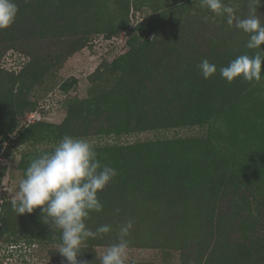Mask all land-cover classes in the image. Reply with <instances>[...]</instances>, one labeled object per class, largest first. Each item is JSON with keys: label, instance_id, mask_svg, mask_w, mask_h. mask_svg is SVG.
<instances>
[{"label": "rangeland", "instance_id": "rangeland-1", "mask_svg": "<svg viewBox=\"0 0 264 264\" xmlns=\"http://www.w3.org/2000/svg\"><path fill=\"white\" fill-rule=\"evenodd\" d=\"M16 3L0 30V264H67L60 230L11 204L30 160L66 134L117 171L86 220L111 231L80 261L100 264L132 220L125 264H264V66L259 82L219 74L258 51L249 34L201 0ZM224 3L249 14V0Z\"/></svg>", "mask_w": 264, "mask_h": 264}, {"label": "clouds", "instance_id": "clouds-1", "mask_svg": "<svg viewBox=\"0 0 264 264\" xmlns=\"http://www.w3.org/2000/svg\"><path fill=\"white\" fill-rule=\"evenodd\" d=\"M260 0H249V14L236 18L234 9L224 0H201L203 6L216 16L226 17V22L249 34L246 47L256 49L254 54H242L219 68V74L229 83L236 78L252 82L261 80L264 66V22L256 15V4ZM19 6L16 0H0V30L9 28L16 20ZM204 79L217 73V66L207 58L198 65ZM117 175L116 169L102 164L94 146L83 137L64 135L51 151H44L31 159L20 180L18 192L11 201L12 209L18 215L33 213L40 209L42 220L51 229L60 230L58 252L67 264H88L78 257L81 247L88 238L111 231L110 225H101L95 231L86 226L91 212L103 210L98 197ZM117 212L119 209L116 210ZM133 228V221L119 227V242L108 247L100 264H125L127 237Z\"/></svg>", "mask_w": 264, "mask_h": 264}, {"label": "trees", "instance_id": "trees-1", "mask_svg": "<svg viewBox=\"0 0 264 264\" xmlns=\"http://www.w3.org/2000/svg\"><path fill=\"white\" fill-rule=\"evenodd\" d=\"M26 109H27L29 112H34V111L37 110V109H36V105H34V104H28L27 107H26ZM0 236H1V234H0Z\"/></svg>", "mask_w": 264, "mask_h": 264}]
</instances>
